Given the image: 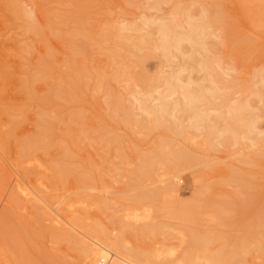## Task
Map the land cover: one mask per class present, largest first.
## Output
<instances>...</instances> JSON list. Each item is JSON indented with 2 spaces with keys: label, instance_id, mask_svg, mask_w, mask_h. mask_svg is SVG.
Masks as SVG:
<instances>
[{
  "label": "rangeland",
  "instance_id": "374dc122",
  "mask_svg": "<svg viewBox=\"0 0 264 264\" xmlns=\"http://www.w3.org/2000/svg\"><path fill=\"white\" fill-rule=\"evenodd\" d=\"M79 1L0 0V264H90L95 244L109 242L111 252L132 264H264V222L256 218L264 199V141L255 144L260 139L256 134L264 133V2L252 4L253 12L242 0ZM183 9L192 21L207 15L202 20L208 31L205 52L190 49L186 42L181 43L180 56L175 51L162 55L154 45L142 52L132 46L128 50L134 42L123 46L119 37L111 36L114 28L127 25L137 37L149 33L157 45L156 26L176 22ZM249 13L250 20L245 16ZM151 21L154 25H147ZM184 24L181 30H186ZM128 32L124 34L135 36ZM146 51L152 56L139 67L137 55ZM190 54L193 61L186 62ZM202 58L213 61L222 77L216 83L229 104L247 103L243 115L253 119L255 133L244 131L248 135L243 133V140H227L220 147L213 137L215 148H209L193 129L182 138L161 128L146 133L133 122H123L125 110L141 119L140 98L158 109L160 97L166 96V76L174 74L184 80L181 84L191 80L209 86L208 72L196 64ZM46 59L52 66L36 81ZM71 66L86 70L81 73L85 78L79 70L70 77ZM141 75L148 76L146 83L139 80ZM74 81L82 83L78 98L56 100L62 107L58 122L53 119L58 139L44 140L47 150H33L29 143L41 138L42 114L55 116L39 99L64 89L77 91ZM66 83L70 86L65 88ZM178 98L165 99L166 117L174 115L190 128ZM219 102L199 105L213 117ZM113 105L121 111L114 112ZM224 110L220 108L221 120L213 117L215 130L225 125ZM196 123L202 125L201 118ZM64 149L74 153L71 158ZM179 150L190 159L182 163L176 181L170 180L173 171L158 159ZM140 166H147L148 174L139 180ZM63 171L68 184L53 186ZM233 179L246 181L252 196L248 205ZM170 181L175 192L164 191ZM201 185L208 187L207 198L198 195Z\"/></svg>",
  "mask_w": 264,
  "mask_h": 264
},
{
  "label": "bare ground",
  "instance_id": "6f19581e",
  "mask_svg": "<svg viewBox=\"0 0 264 264\" xmlns=\"http://www.w3.org/2000/svg\"><path fill=\"white\" fill-rule=\"evenodd\" d=\"M78 1V3L80 2L79 0H77ZM166 1H170V0H166ZM242 1H244V3H243V7L245 8V7H251L252 9H253V12H254V6L252 5V4H261V2H264V1H259V0H242ZM73 2V1H72ZM71 2V3H72ZM85 3H86V5H90V2L88 1V2H83V4L85 5ZM159 3V2H158ZM82 4V3H81ZM81 4H80V6H81ZM259 4V5H260ZM262 4H264V3H262ZM85 5V6H86ZM157 5V4H156ZM155 6V5H154ZM77 7H79V6H77ZM82 7V6H81ZM156 7V6H155ZM256 7V6H255ZM258 7V6H257ZM177 8V7H176ZM76 9V8H75ZM82 9V8H81ZM256 9V8H255ZM262 9H264V8H262ZM178 10H180V9H178ZM257 10H260V8L258 7L257 8ZM257 10H255L256 11V13H258L257 12ZM186 11V12H185ZM203 11V10H202ZM81 12V11H80ZM181 12V13H180ZM178 14H179V16H177V17H179V19H177L176 20V22H174V23H172L171 22V24H166V23H164V22H160L159 24H158V26H156V27H158V29H157V32H158V36H159V40L157 41V42H159L157 45H155V43L153 42V40L151 39V35L149 34H145L144 36H140V37H137L134 33L135 32H137V31H133V32H131L132 30H131V28H126V26H125V28H122V29H119V28H114L112 31H113V34L111 33V32H109L110 34H112L111 36L113 37V35H115L117 38L119 37L120 38V42H121V44H123V46L125 45V44H127L128 42H130V41H132V42H134V44H132V43H130V46H128L127 47V49L128 50H131L130 48H131V46H132V48H134V49H136V50H140V49H144V48H148V47H152V45H154V50H155V48L156 49H159L162 53V55H167V54H169V53H171V52H173V51H175V53L177 54V55H183V53L181 52V49H180V46H181V43H183V42H186V43H188V44H190V49H193V50H197V48H199L200 50H203L204 51V48H205V46L207 45V43L206 44H204L203 42H204V40H206L205 38H206V35L204 34V31H205V29H206V31H207V26L205 27V25H204V23H203V21L202 20H205L206 18H207V15H206V18L204 19V17H203V19L202 18H200V19H198V20H195V21H192V19H191V15L189 16L187 13V9L185 10V9H183L182 11H180ZM245 12V11H244ZM21 13V12H20ZM29 13V12H28ZM27 13V14H28ZM204 13V12H203ZM26 14V13H25ZM27 14H26V16H27ZM177 14V15H178ZM181 14V15H180ZM202 14V13H201ZM214 14V13H213ZM261 14H262V10H261ZM250 15H253V13L251 14V13H249V14H245V16L248 18V20H250V18H249V16ZM25 16V15H24ZM253 18V17H252ZM216 19L218 20V21H221V23L223 22L224 24H225V22L223 21V19L225 20V18L224 17H222V15L221 16H217L216 17ZM254 20V19H253ZM258 20V19H257ZM257 20H255V22L257 21ZM182 21H185V23H186V25L184 24L183 26H185L184 27V29L186 28V30H181L182 28ZM216 21V20H215ZM253 22V21H252ZM154 22H148V24L147 25H154L153 24ZM170 23V22H169ZM222 23V24H223ZM146 24V23H145ZM48 25H49V23H48ZM51 25V24H50ZM119 25H120V23H119ZM124 25V24H123ZM53 26V25H52ZM112 26V25H111ZM51 27V26H50ZM121 27V26H120ZM134 29V28H133ZM144 30V29H143ZM105 31H106V29H105ZM128 31H130L132 34H134L135 36H133V35H126V34H124L125 32L127 33ZM205 31V33H208V31L206 32ZM234 31V30H233ZM43 32V31H42ZM235 32V31H234ZM129 33V32H128ZM141 33V32H140ZM142 34V33H141ZM140 34V35H141ZM144 34V33H143ZM152 34H153V32H152ZM209 34H210V32H209ZM108 35V34H107ZM137 35H139V34H137ZM235 35V34H234ZM104 37V36H103ZM110 37V36H109ZM210 37H211V35H210ZM214 37V36H213ZM95 38V37H94ZM101 38V37H100ZM105 38V37H104ZM97 39V38H96ZM158 39V38H157ZM78 40V39H77ZM240 40V39H239ZM95 41V40H94ZM155 41V40H154ZM238 41V40H237ZM102 42V41H101ZM111 42V41H110ZM117 42H119V41H117ZM208 42V41H207ZM245 42V41H244ZM248 42V41H247ZM97 43V42H96ZM154 43V44H153ZM236 43V42H235ZM129 44V43H128ZM210 44V43H209ZM208 44V45H209ZM211 45V44H210ZM97 46V45H96ZM126 46V45H125ZM213 46H214V44H213ZM103 47V46H102ZM110 47V46H109ZM150 47V48H151ZM183 47V46H182ZM116 48V47H115ZM150 48H149V50H150ZM215 48V47H214ZM213 48V49H214ZM122 49V48H121ZM125 49V48H124ZM134 49H132L133 50V53H134ZM184 49V48H183ZM182 49V50H183ZM135 50V51H136ZM145 50V49H144ZM148 50V49H147ZM195 50V51H196ZM99 51V50H98ZM104 51V50H103ZM111 51V50H110ZM115 51V50H114ZM123 51V50H122ZM141 51V50H140ZM153 51V50H152ZM142 52V51H141ZM205 52V51H204ZM206 52L208 53V51L206 50ZM139 53V52H138ZM129 54V53H128ZM115 55V54H114ZM179 55V56H180ZM191 56H188L187 58H186V62L187 61H193V59H192V54H190ZM118 56V55H117ZM133 56V55H132ZM152 55H151V53L150 52H148V51H146L145 53L143 52V54H140V56H138L137 55V59H136V61H137V65L139 66V65H141V64H143V62L145 61V60H147L148 58H150ZM166 57V56H165ZM108 58V57H107ZM135 58V57H134ZM111 59V58H110ZM47 60V59H46ZM43 61L42 62V65H41V67L37 70V75H36V77H34V79L37 81H39V80H41V79H44L45 77H46V75H47V72H46V69L48 68V67H50V66H52V63L50 62V59L49 60H47V61ZM112 61V60H111ZM185 62V63H186ZM74 64V63H73ZM123 64V63H122ZM197 66L200 68V70H202V71H205L206 73H207V76H209L210 78L208 79V81H209V86L207 85H205V86H203L201 83H195V82H192L191 80H188L186 83H182L181 84V81H184V80H179V79H177L176 78V76H174V74L173 75H169L168 77L166 76V80H165V84H166V86H167V88L165 89V91H164V94H166V96H163V94H162V97H160V99H159V107H158V109H156V108H154V107H148L149 105L146 103L145 104V101H143V102H141V98H140V110L137 108V111L139 110V112H141L143 115H144V117H142L141 116V119H139V120H137L136 118L134 119V117H133V115H131L130 114V111L129 110H125V120L126 121H123V122H125V123H127V124H129V123H131V122H133L134 124H135V126L136 127H139L138 129H140V130H144V132H146V133H149V132H151V131H153V130H155V129H159V128H161V129H164V131H167V133L168 132H170V133H172V134H174L173 136H180V137H182V138H186L187 137V131H188V129H193V130H195L196 132H200L201 134H202V136H203V138H204V141L206 142V144L208 145V143H209V148H215V147H213V145L211 144V139L213 138V137H215V138H218L217 140H218V142H215L214 144H217V143H219V145H218V147H220V144H225V142L227 141V140H235V139H240V140H243L244 139V137L242 136L243 135V133L245 134L246 133V135H248L247 133L249 132L250 134L251 133H255L254 131L256 130V128H255V126H254V124L251 122V121H253V119L252 120H247L246 118H245V115H243V113H245V111L246 110H248V108H249V106L247 105V103L245 104L244 102H241V103H243V104H240V103H234V104H229V102L227 101V93H223L222 91H221V89L220 88H218V83H216V82H220L221 81V78L219 77V74L216 72V70L213 68V61H211V60H209V59H206V58H202V59H200L197 63ZM79 65V64H78ZM107 65V64H106ZM70 66V65H69ZM75 67H77L76 65H74ZM75 67H70V74H69V76L70 77H72V78H74L72 75H76V73L78 72V70L80 71V76H82L81 75V73H82V71H83V74H84V72L86 71H84L83 69L81 70V68L79 69V68H75ZM140 67V66H139ZM214 67H216V65L214 66ZM122 69V68H121ZM220 69V68H219ZM88 70V69H87ZM115 70V69H114ZM87 74H89V73H87ZM79 75V74H78ZM86 75V74H85ZM155 75L156 74H154V78H155ZM117 76V75H116ZM120 76V75H119ZM136 76H137V74H136ZM135 76V77H136ZM139 76V75H138ZM159 76H161V75H159ZM207 76H205V77H207ZM76 77V76H75ZM107 77V76H106ZM126 77H127V75H126ZM133 77V76H132ZM146 77V75L143 77L142 75H141V77H140V79L139 80H142V82H145L146 83V80H147V77ZM153 77V76H152ZM158 77V76H157ZM68 78V77H67ZM78 78H79V76H78ZM81 78H85V76H82ZM125 78V77H124ZM163 77H161V79H162ZM217 78H220V81H216V79ZM102 79V78H101ZM113 79H115V78H113ZM118 79V78H117ZM137 79V78H136ZM151 79V78H150ZM149 78H148V80H150ZM158 79V81H160L159 80V78H156V80ZM181 79V78H180ZM205 79V78H204ZM224 79V78H223ZM31 80H33V79H31ZM76 80V79H75ZM81 80V79H80ZM88 80V79H87ZM118 80H120V79H118ZM138 80V81H139ZM153 80V81H152ZM152 80H150V81H152V82H154V80L155 79H152ZM207 80V79H206ZM262 81H264V79H261ZM102 81H103V79H102ZM105 81V80H104ZM122 81V80H121ZM164 81V80H163ZM162 81V82H163ZM207 81V82H208ZM230 81V80H229ZM228 81V82H229ZM33 82V81H32ZM75 82V81H74ZM85 82V81H84ZM129 82V81H128ZM204 82H206L205 80H204ZM223 82V81H222ZM225 82H227V81H225ZM233 82V81H232ZM81 83V82H80ZM157 83V82H156ZM161 83V82H160ZM164 83V82H163ZM231 83V82H230ZM104 84V83H103ZM153 84V83H152ZM162 84V83H161ZM66 86H65V88L66 87H69L70 86V84L69 83H66L65 84ZM81 85H82V83H81ZM79 83L77 84L76 82L75 83H73V86L76 88V90L77 91H68V90H66V89H64L63 91H56V92H52V93H50L49 95H46L45 97H43V98H41V99H39V101H40V105L41 106H51V109H50V111H51V113L52 112H54L55 113V116H54V118L52 117V118H50L49 116H47V114L46 113H48L47 111H46V113H44V111H43V113L44 114H42V116H41V118H42V120H41V124H42V133H41V138L39 139L38 138V136H35V137H37L36 138V140H39V141H37L36 142V140H34V141H31L29 144H30V147L33 149V150H36V149H40V150H47L48 149V145H46V144H44L43 143V141L44 140H53L54 139V141H55V139H58V133H57V135H56V133H55V131H57L58 129V127H57V119L58 118H60V110H61V106L60 105H58V103H57V99H64V100H66V102L68 101V102H72V101H75L76 100V98H78V91H81V86ZM145 85V84H144ZM147 85V84H146ZM231 85H232V83H231ZM24 86H26V85H24ZM28 86V85H27ZM26 86V87H27ZM96 86V85H95ZM103 86V85H102ZM148 86H149V84H148ZM152 86V85H151ZM229 86H230V84H229ZM62 87V86H61ZM84 87V86H83ZM245 88H244V90H246V87L247 86H244ZM25 88V87H24ZM248 88V87H247ZM28 89V88H27ZM69 89V88H68ZM71 89H72V87H71ZM249 89V88H248ZM30 90V89H29ZM106 90V89H105ZM162 93V92H161ZM175 96V95H178V102H179V107H180V110H181V112H183V113H187V115H188V117L190 118V122H192L191 124H190V128H187V127H185L184 125H182L181 123H180V121H179V118L178 117H176V116H171V118H169V119H167V117H166V115H167V111H166V108H167V106H166V103L167 102H165V99H167V96L169 97V96ZM262 95V94H261ZM159 96H161V95H159ZM258 96H260V95H258ZM81 98V97H80ZM143 98H144V96H143ZM146 98V97H145ZM260 98V97H259ZM78 100V99H77ZM146 100V99H145ZM216 101V100H219L220 102L218 103V107H217V109H219V112L215 115V116H213V117H215L216 118V120H221L220 118H221V114H222V111L220 112V108H222L223 107V109H225L224 110V113L225 114H227V119H226V121H224L225 122V125H224V127L222 128V130H215V126L217 125V123L218 122H216V123H212V121H213V117H212V115H210V113H208V110H202V108L200 107V105L199 104H205L206 106H212L213 104L211 103L212 101ZM261 100V99H260ZM116 101H118V100H116ZM239 101V100H238ZM237 101V102H238ZM77 102V101H76ZM177 102V103H178ZM113 103V102H112ZM110 104V103H109ZM148 105V106H147ZM120 107H116L115 105H113L112 106V110L114 111V112H119V111H121L120 109H119ZM121 108H123V107H121ZM127 109H129V108H127ZM63 110V109H62ZM124 111V110H123ZM118 114V113H117ZM115 116V115H114ZM49 117V118H48ZM62 117H64V116H62ZM62 117H61V119H62ZM199 118H201V122H202V125H200V126H198L197 125V123H196V120L197 119H199ZM53 119H55L54 121H53ZM115 119V118H114ZM116 119H118V118H116ZM215 120V119H214ZM122 122V121H121ZM61 123V122H60ZM59 124V123H58ZM63 126V125H62ZM132 126V125H131ZM244 131H248V132H244ZM72 132V131H71ZM66 133V132H65ZM224 134V133H228L229 134V137L227 138H224V139H221L222 138V136L220 137V134ZM70 134L71 133H67V136H70ZM75 135V134H74ZM253 135V134H252ZM61 136V135H60ZM225 136V135H224ZM245 136V135H244ZM73 137V136H72ZM71 137V138H72ZM256 137H260V139H259V141H256V143L255 144H257V143H261L262 141H264V133H257L256 134ZM67 138V137H66ZM214 138V139H215ZM230 138V139H229ZM256 140V139H255ZM48 142V141H47ZM164 141H162L161 143H160V146H161V144L163 143ZM240 142V141H239ZM242 142V141H241ZM228 144H231V143H228ZM233 144V143H232ZM232 144H231V146H232ZM243 144V143H242ZM227 145V144H226ZM241 145V144H240ZM239 145V146H240ZM253 145V144H252ZM163 146H164V144H163ZM230 146V147H231ZM233 146H234V144H233ZM242 146V145H241ZM246 146V145H245ZM72 147V146H71ZM222 147H224V145H222ZM161 148V147H160ZM243 148H244V146H243ZM25 150V149H24ZM156 150H157V148H156ZM216 150V149H215ZM39 152V151H38ZM41 152V151H40ZM62 152V151H61ZM161 152V151H160ZM33 153V152H32ZM157 153H159V150H158V152ZM27 154V153H26ZM31 154V153H30ZM49 154H50V151H49ZM71 154L73 155L74 153L71 151V150H69V149H67V150H65L64 149V155L66 156V157H72L71 156ZM150 154V153H149ZM19 155V154H18ZM25 155V154H24ZM160 155H161V153H160ZM170 155L172 156V157H162L161 158V156H160V159H158L157 157V155H155V157L159 160V161H162L163 163H167V165L169 164V168L168 169H171L170 171L172 172V173H174V174H172L171 176H167V177H169L168 179H172V180H175L176 181V179L175 178H177L178 177V175L176 174L179 170H180V168L182 167V163L184 162V161H186V160H189L190 159V157H186V153H184V151H182V150H179V151H176V152H173V153H170ZM63 156V155H62ZM28 157H30V156H28ZM23 158H24V156H23ZM26 158V157H25ZM143 158V157H142ZM150 158V157H149ZM70 160V159H69ZM149 159L146 157V159H144V162H147ZM68 161V160H67ZM66 161V162H67ZM156 162V161H155ZM143 163V162H142ZM151 163V162H150ZM70 165V164H69ZM139 165H140V163H139ZM148 165H149V163H148ZM147 165V166H148ZM166 165V166H167ZM53 166V165H52ZM147 166H140V168L138 167V169H136V170H138L139 172H138V174L136 175V178L137 179H141V178H143V176L147 173V171H146V167ZM70 167V166H69ZM64 168V167H63ZM67 169V168H66ZM56 170V169H55ZM64 170V169H63ZM53 171V170H52ZM58 171V170H57ZM67 171V170H66ZM70 171V170H69ZM72 172V171H71ZM134 172V171H133ZM55 173V172H54ZM67 173H68V171H67ZM137 173V172H136ZM170 173V172H169ZM168 173V175H170ZM148 174V173H147ZM55 175H57V174H55ZM60 175V174H59ZM62 177L61 178H54L53 180H52V184H53V186H55V187H59L60 188V186H63L64 187V185L65 184H68V183H66V180H65V175H66V172H64L63 171V173H62ZM72 175V174H71ZM135 175V174H134ZM58 176V175H57ZM70 176V175H69ZM76 176V175H75ZM146 176V175H145ZM56 177V176H55ZM132 177H133V175H132ZM149 176H147V178H148ZM237 177V176H236ZM244 177V176H243ZM75 179V178H74ZM88 179V178H87ZM233 180H235V182L237 183V184H239V186L241 187V189L243 190V196L246 198V203H247V205L249 204V201H247L248 199L250 200L251 199V197L252 196H249V193H248V188H247V183H246V181L245 182H243L242 181V179L241 180H239V179H233ZM245 180V179H244ZM70 181V180H69ZM79 181H80V179H79ZM83 181H84V179H83ZM86 181V180H85ZM179 182V181H178ZM81 183H82V180H81ZM229 183V182H228ZM70 184H73V183H70ZM75 184V183H74ZM79 184V183H78ZM82 184H86L85 182L84 183H82ZM171 184H173L171 181H170V183H168L167 184V186L165 187V189H164V191L165 192H175V191H173V189H172V185ZM89 185V184H88ZM175 185H177V184H175ZM235 185V184H234ZM66 186V185H65ZM206 186V185H205ZM205 186H203V185H201L200 186V188L198 189L199 190V192H198V195H199V197L201 198V196L202 195H205V196H203V197H205V198H207L206 197V194L208 193V191L206 192V190H208V187L206 188ZM174 187H176V186H174ZM262 188V187H261ZM62 189V188H61ZM257 189V188H256ZM255 189V190H256ZM258 190V189H257ZM164 192V193H165ZM260 192V191H259ZM204 193H206V194H204ZM169 195V194H168ZM174 195V194H173ZM176 195V194H175ZM256 195V194H255ZM254 195V196H255ZM262 195H264V194H262ZM170 196V195H169ZM259 196V195H258ZM48 197V196H47ZM250 197V198H249ZM209 198V197H208ZM244 199V198H243ZM254 199V198H253ZM257 199V198H256ZM48 200H49V198H48ZM207 200V199H206ZM205 200V202L204 203H207V201ZM35 201V200H34ZM202 201V200H201ZM48 202V201H47ZM255 202V201H254ZM51 203V202H50ZM203 203V202H202ZM245 203V204H246ZM55 204V203H54ZM250 204H252V203H250ZM48 205V204H47ZM259 205V208H260V211H259V213L257 214V217L256 218H258L259 220H262V222H264V199H262V197H261V203L260 204H258ZM212 206V205H211ZM257 206V205H256ZM43 207V206H42ZM46 208V207H45ZM204 208V207H203ZM217 208V207H216ZM258 208V207H257ZM54 209V208H53ZM180 209H182V208H180ZM213 209H215V207H213L212 208V210ZM219 209V208H218ZM243 209V208H242ZM180 212V211H179ZM186 212V211H185ZM214 212V211H213ZM207 213H209V212H207ZM50 214V213H49ZM223 214V213H222ZM56 215V214H55ZM59 215V214H58ZM178 215H181V214H178ZM182 215H183V213H182ZM191 215V214H190ZM60 216V215H59ZM186 216V215H185ZM178 217V216H177ZM210 217V216H209ZM57 218V217H56ZM59 218V217H58ZM61 218V217H60ZM210 218H213V217H210ZM183 220V219H182ZM211 220V219H210ZM213 220H215V219H213ZM60 221V220H59ZM60 224V223H59ZM66 228V227H65ZM64 231V230H63ZM62 231V232H63ZM79 233V232H78ZM99 235V234H98ZM96 238V237H95ZM81 242V241H80ZM110 244H112V242H109L108 244H106V245H104V246H101V245H98V244H95V248H96V250H92V251H90V258H89V260H90V264H98L100 261H102V262H104L105 264H132L131 262H129V261H127V260H125V258H123V257H120V256H118V255H116L115 253H113V252H111L109 249L112 247V245H110ZM117 245V244H116ZM90 249H92V248H90ZM116 250V249H115ZM89 251V250H88ZM73 261V260H72ZM71 261V262H72ZM71 264H75V262H72ZM79 264V263H78Z\"/></svg>",
  "mask_w": 264,
  "mask_h": 264
},
{
  "label": "built area",
  "instance_id": "2783aa9c",
  "mask_svg": "<svg viewBox=\"0 0 264 264\" xmlns=\"http://www.w3.org/2000/svg\"><path fill=\"white\" fill-rule=\"evenodd\" d=\"M98 264H105L104 262L100 261Z\"/></svg>",
  "mask_w": 264,
  "mask_h": 264
}]
</instances>
